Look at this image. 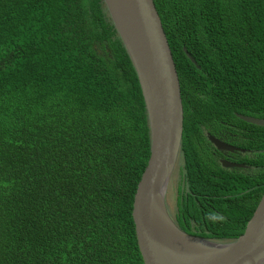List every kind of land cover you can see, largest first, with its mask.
<instances>
[{"label":"trees","instance_id":"1","mask_svg":"<svg viewBox=\"0 0 264 264\" xmlns=\"http://www.w3.org/2000/svg\"><path fill=\"white\" fill-rule=\"evenodd\" d=\"M154 2L184 105L175 221L232 242L264 192V125L237 115L264 118V0ZM206 131L251 168H223ZM150 148L104 0H0V264H144L132 210Z\"/></svg>","mask_w":264,"mask_h":264},{"label":"water","instance_id":"2","mask_svg":"<svg viewBox=\"0 0 264 264\" xmlns=\"http://www.w3.org/2000/svg\"><path fill=\"white\" fill-rule=\"evenodd\" d=\"M136 69L149 117L151 148L138 182L132 216L144 264H264V192L243 233L232 242L191 235L166 206L167 184L179 157L184 105L178 70L154 0H104ZM190 60L200 66L184 48ZM264 125V118L237 114ZM222 151H245L209 135ZM224 167L246 165L222 161Z\"/></svg>","mask_w":264,"mask_h":264},{"label":"flooded vegetation","instance_id":"3","mask_svg":"<svg viewBox=\"0 0 264 264\" xmlns=\"http://www.w3.org/2000/svg\"><path fill=\"white\" fill-rule=\"evenodd\" d=\"M228 133H230V132H228ZM209 135H213V136L217 137L219 140H221L225 143H228L230 145H233L228 141L227 135L223 132L215 134V133H212L210 131H206V136L208 137V139H209ZM233 146H235V145H233ZM235 147H237V146H235ZM238 148H240V147H238ZM241 149H244L245 151L231 152V151H222V150H219L217 148V150L219 152L216 153L215 156L218 158L221 165H222L223 160H226V161L233 163V164L246 165V167H240V166L224 167L222 165V167L225 169H231V170H233V169H244V170L248 171L251 167L246 163L245 158H243V155H241V154H245L247 152H250V150H248L246 148H241ZM174 221H175V218H174Z\"/></svg>","mask_w":264,"mask_h":264},{"label":"rangeland","instance_id":"4","mask_svg":"<svg viewBox=\"0 0 264 264\" xmlns=\"http://www.w3.org/2000/svg\"><path fill=\"white\" fill-rule=\"evenodd\" d=\"M182 166H183V161L181 159V156L179 155L177 159V163L173 170L171 180L167 184L166 206L173 219L175 218V213L177 211V196H178V188L179 185L181 184Z\"/></svg>","mask_w":264,"mask_h":264}]
</instances>
